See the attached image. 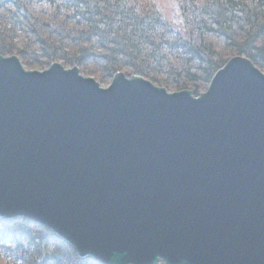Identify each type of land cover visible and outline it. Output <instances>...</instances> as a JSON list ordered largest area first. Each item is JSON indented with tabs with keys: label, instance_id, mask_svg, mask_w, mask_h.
Masks as SVG:
<instances>
[{
	"label": "water",
	"instance_id": "obj_1",
	"mask_svg": "<svg viewBox=\"0 0 264 264\" xmlns=\"http://www.w3.org/2000/svg\"><path fill=\"white\" fill-rule=\"evenodd\" d=\"M0 217L100 264H264V73L233 56L194 96L0 55Z\"/></svg>",
	"mask_w": 264,
	"mask_h": 264
},
{
	"label": "trees",
	"instance_id": "obj_2",
	"mask_svg": "<svg viewBox=\"0 0 264 264\" xmlns=\"http://www.w3.org/2000/svg\"><path fill=\"white\" fill-rule=\"evenodd\" d=\"M0 55L100 81L139 75L196 96L233 56L264 73V0H0ZM0 262L100 264L22 217H0Z\"/></svg>",
	"mask_w": 264,
	"mask_h": 264
},
{
	"label": "rangeland",
	"instance_id": "obj_3",
	"mask_svg": "<svg viewBox=\"0 0 264 264\" xmlns=\"http://www.w3.org/2000/svg\"><path fill=\"white\" fill-rule=\"evenodd\" d=\"M48 66H44V67H42V68H40V69H36V70H43V69H45V68H47ZM26 70H34V68H25ZM83 75V74H82ZM83 76H85V75H83ZM89 77H92V78H94L96 81H98L99 82V84H100V86L101 87H106V86H108V84L110 83V81H111V79H110V81L109 80H103V81H100V80H98L97 79V76H89ZM0 264H4V263H2V262H0Z\"/></svg>",
	"mask_w": 264,
	"mask_h": 264
},
{
	"label": "bare ground",
	"instance_id": "obj_4",
	"mask_svg": "<svg viewBox=\"0 0 264 264\" xmlns=\"http://www.w3.org/2000/svg\"><path fill=\"white\" fill-rule=\"evenodd\" d=\"M96 262H97V261H96ZM160 262H163V261H160ZM160 262H159V263H160ZM159 263H158V264H159ZM163 263H164V262H163ZM164 264H165V263H164Z\"/></svg>",
	"mask_w": 264,
	"mask_h": 264
}]
</instances>
